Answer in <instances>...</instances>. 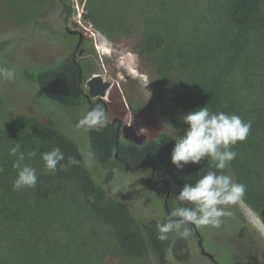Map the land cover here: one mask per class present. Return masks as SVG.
I'll return each mask as SVG.
<instances>
[{
  "label": "rangeland",
  "instance_id": "obj_1",
  "mask_svg": "<svg viewBox=\"0 0 264 264\" xmlns=\"http://www.w3.org/2000/svg\"><path fill=\"white\" fill-rule=\"evenodd\" d=\"M228 1L0 0V41H8L0 49V66L16 70L14 81H0V164L12 165L14 158L9 156V149L16 143L21 144L25 153L32 151L28 147L32 129L19 124L18 116L48 124L76 141L90 172L104 184L107 193L135 213L145 240L146 251L141 256L125 253L108 226L95 227L88 219L91 212L80 186L66 182L64 190L75 202L56 198L48 210L47 205L39 204L36 217L42 222L51 214L54 231L44 236L43 241L54 243L53 254L61 257V264H94L100 255L104 264H213L200 251L198 240L216 264H262L264 232L254 225L251 217L259 219L263 228L264 222L244 196L235 205L226 207L229 215L221 218L220 227L195 226V230L192 227V235L187 238L191 257L186 263L175 261L171 244L179 236L170 234L166 241L158 239L157 222L167 215L163 191L146 185L150 166L129 170L118 161L109 165L97 163L90 153L86 130L78 126L87 111V101L84 99L73 108L63 107L45 96L23 73L29 65H54L70 54L76 39L62 27L64 8L69 7L68 27L81 30L91 44L76 58H88L94 72L110 84L104 98L111 103L107 108L109 118L120 117L147 138H154L159 129L183 134L187 125L182 121L184 114L178 98H169L161 106L154 96V90L166 87L167 77L159 81L154 67L143 58L145 50L140 51L146 42L143 33L149 29L151 47L163 41L165 73L174 68L187 72V85L192 90H185L182 97H210L212 91L221 97H262L258 94L259 90L264 91V68L262 60L258 62L261 56L256 61L247 60L243 70L244 46L236 59L224 65L217 64L209 46L216 35L231 30L226 18ZM231 87L238 89L239 95L231 90L227 93ZM210 103L211 99L205 100L189 111L207 106L210 111L226 113L221 108L213 109ZM115 107L121 110L116 111ZM234 151L239 152L236 148ZM235 159L229 167L233 181L239 183ZM27 162L37 169V175L46 173L39 153ZM156 176L166 179L163 171H156ZM169 207L170 210L175 207L171 200ZM78 226L83 230L74 233V227ZM1 241L0 236V253L4 248Z\"/></svg>",
  "mask_w": 264,
  "mask_h": 264
},
{
  "label": "trees",
  "instance_id": "obj_2",
  "mask_svg": "<svg viewBox=\"0 0 264 264\" xmlns=\"http://www.w3.org/2000/svg\"><path fill=\"white\" fill-rule=\"evenodd\" d=\"M67 10V7L64 8V11ZM226 18L229 23L227 26L231 30L216 35L209 42L217 64H230L243 51L240 49L244 46L246 52L244 51L241 59L242 69L244 70L247 60L254 58L256 61L257 56H261L258 62L262 60L264 68V0H229ZM143 37L146 40L140 48V51L145 50L143 58L154 67L159 81L167 77L166 87L159 91L154 90V96L161 106L169 98L176 97L183 114H187L189 108L211 99L210 106L213 105V109L221 108L227 114H236L245 122H251L247 139L233 146V150L236 148L239 151L234 161L235 176L239 183L246 186L244 197L264 222V91L258 89V94L262 97L250 98L221 97L213 94V91L210 97H182L185 90H192L187 85V72L183 68H174L165 73L163 41L160 40V44L151 47L149 29L144 31ZM7 42L0 41V49ZM79 67L83 69L79 61H74L68 55L54 65H29L24 68L23 73L45 96L63 107L73 108L84 100L83 82L90 73L79 71ZM262 87L264 89V82ZM230 90L239 95L238 89L231 87L227 93ZM97 104L105 107V101L96 98L87 102V111ZM17 120L19 124H27L32 129V139L29 137L28 142L30 149L41 154L59 147L65 159L61 161L63 168L58 165L55 174L38 175L36 187L27 189L26 192L13 189L16 170L12 165L0 164V168H3L0 172V236L4 246L0 253V264H61V257L53 254L54 243L43 241L44 236H49L54 231L51 214L42 222L36 220V217L39 204L47 205L48 210L50 202L56 198L75 202L64 190L63 184L66 182H75L80 186L91 212L88 219L95 227L108 226L116 244L125 253L141 256L146 251V245L137 216L121 200L107 193L104 184L90 172L76 141L36 118L18 116ZM86 132L90 153L97 163L109 165L118 161L129 169L152 166L157 172L163 171L170 187V200L175 207L191 206L181 204L175 195L183 184L195 183L209 170L204 160L200 164L190 163L182 170H177L171 163L175 135L164 129H159L154 138L146 137L141 143L118 135L116 123L111 121L106 128ZM69 157L74 158L75 163H70ZM224 172L232 176L230 167ZM74 228V233L83 230L79 226ZM171 255L175 261L186 263L191 257L187 239L176 237L171 244ZM101 258L100 255L94 264H104ZM260 258L264 264V243Z\"/></svg>",
  "mask_w": 264,
  "mask_h": 264
},
{
  "label": "clouds",
  "instance_id": "obj_3",
  "mask_svg": "<svg viewBox=\"0 0 264 264\" xmlns=\"http://www.w3.org/2000/svg\"><path fill=\"white\" fill-rule=\"evenodd\" d=\"M16 70L0 66V81H14ZM182 121L187 127L183 135L175 133V143L171 153V163L177 170L188 164H200L206 161L209 170L200 176L195 183L182 185L176 198L188 206L173 207L164 220L157 222L158 239L166 241L170 234L187 239L192 235V226L218 228L222 217L229 215L225 210L235 205L245 194L246 186L233 181L224 170L229 167L237 152L233 146L244 142L249 134L251 122H245L239 115L224 112H213L207 106L184 114ZM110 123L109 114L102 104H97L80 118L78 126L84 130L106 128ZM173 127V126H172ZM173 129H176L173 127ZM13 157L12 167L16 170L13 189L21 191L33 189L38 183L37 169L27 161L37 156V151L25 153L19 143L9 149ZM46 173L55 174L57 166L65 159L59 147L40 154ZM70 163H75L69 157ZM3 168H0V172Z\"/></svg>",
  "mask_w": 264,
  "mask_h": 264
},
{
  "label": "flooded vegetation",
  "instance_id": "obj_4",
  "mask_svg": "<svg viewBox=\"0 0 264 264\" xmlns=\"http://www.w3.org/2000/svg\"><path fill=\"white\" fill-rule=\"evenodd\" d=\"M67 8H68V10L64 11L65 16L63 17L62 27L66 33L72 35L76 39L75 44L73 46V49L70 52L69 56H71L74 59V61H79L81 63V66H83V69H82V67H79V71H81V72L90 71L89 75L86 77V79H88L90 76H92L93 74L96 73V72H94V66L92 65V62L88 58H86L85 56H82L81 59L79 60L76 58V55L82 54L84 52L86 46H91V44L89 42V39L85 36V34L81 30L70 29L68 27L67 24H68L69 7H67ZM70 31H76V32H70ZM83 90L86 92V88H84V83H83ZM84 99L87 102L92 100V99L88 100L85 97V95H84ZM94 99H96V98H94ZM103 100L105 101V108L107 110V108H109L111 106L110 105L111 103L108 100H105V99H103ZM115 110L120 111L121 108L115 107ZM112 119H115L114 122L116 123V129H117V126L119 125V121L121 124L124 123V122H122V119L120 117H112L110 119V121H112ZM125 168L129 169L126 166H125ZM137 169H141V168H137ZM129 170H135V169H129ZM146 185L148 186V188H159L161 191H163V193H164L163 206H164L165 213L168 216V214L170 212L169 200L171 198L169 183L165 179L157 177L156 176V169L152 166H150V173L146 179ZM192 227L195 230V226H192ZM198 244H199L200 251L202 253H204L200 248V240H198Z\"/></svg>",
  "mask_w": 264,
  "mask_h": 264
},
{
  "label": "water",
  "instance_id": "obj_5",
  "mask_svg": "<svg viewBox=\"0 0 264 264\" xmlns=\"http://www.w3.org/2000/svg\"><path fill=\"white\" fill-rule=\"evenodd\" d=\"M70 32H76V31H70ZM83 83H84V88H86V92L83 90V93L88 100L94 98L104 99L106 95V90L110 85L109 82L105 81L102 75L99 73L93 74ZM114 120L115 119H112L111 122H114ZM117 133L118 135H121L124 139L131 140L135 143H141L146 138L145 134L138 133L133 125L129 123L121 124L120 121H119V125L117 126ZM200 248L205 255H207L210 259H212L213 264H216V262L213 260L211 255H209L203 250L201 244H200Z\"/></svg>",
  "mask_w": 264,
  "mask_h": 264
},
{
  "label": "bare ground",
  "instance_id": "obj_6",
  "mask_svg": "<svg viewBox=\"0 0 264 264\" xmlns=\"http://www.w3.org/2000/svg\"><path fill=\"white\" fill-rule=\"evenodd\" d=\"M253 214V213H252ZM250 215V214H249ZM251 220H252V222L254 223V225H256V227H258L262 232H264V228H263V226H262V223H260L259 221V219L258 220H256V218H252L251 217Z\"/></svg>",
  "mask_w": 264,
  "mask_h": 264
}]
</instances>
